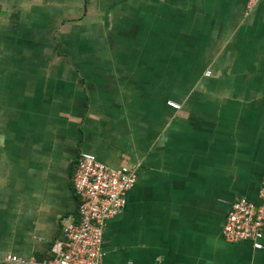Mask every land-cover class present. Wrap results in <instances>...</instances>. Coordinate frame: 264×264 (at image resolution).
<instances>
[{
    "label": "crops",
    "instance_id": "obj_1",
    "mask_svg": "<svg viewBox=\"0 0 264 264\" xmlns=\"http://www.w3.org/2000/svg\"><path fill=\"white\" fill-rule=\"evenodd\" d=\"M248 2L0 0V261L53 256L88 152L138 168L104 264H264V230L261 250L222 234L264 174V1Z\"/></svg>",
    "mask_w": 264,
    "mask_h": 264
},
{
    "label": "built area",
    "instance_id": "obj_2",
    "mask_svg": "<svg viewBox=\"0 0 264 264\" xmlns=\"http://www.w3.org/2000/svg\"><path fill=\"white\" fill-rule=\"evenodd\" d=\"M256 1L264 0H249L248 7ZM169 104L180 108L175 101H169ZM137 180L138 168L115 170L100 163L91 153H80L71 178L79 199V223L65 227L64 240L55 244L51 258L39 262L8 256L0 261L1 264H104L103 234L106 223L124 210L127 193ZM258 196V204L245 196H237L232 201L222 227L225 241L248 240L254 248L262 249L264 174Z\"/></svg>",
    "mask_w": 264,
    "mask_h": 264
}]
</instances>
